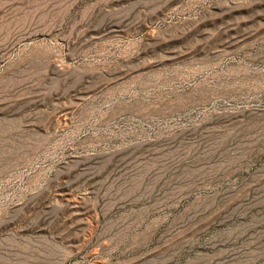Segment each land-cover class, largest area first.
Returning a JSON list of instances; mask_svg holds the SVG:
<instances>
[{
    "label": "rangeland",
    "instance_id": "rangeland-1",
    "mask_svg": "<svg viewBox=\"0 0 264 264\" xmlns=\"http://www.w3.org/2000/svg\"><path fill=\"white\" fill-rule=\"evenodd\" d=\"M0 264H264V0H0Z\"/></svg>",
    "mask_w": 264,
    "mask_h": 264
}]
</instances>
